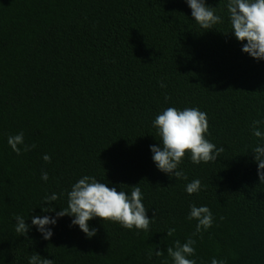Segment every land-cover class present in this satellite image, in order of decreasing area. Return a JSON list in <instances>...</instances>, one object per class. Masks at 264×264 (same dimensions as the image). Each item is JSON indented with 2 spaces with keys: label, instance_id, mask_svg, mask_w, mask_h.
<instances>
[{
  "label": "trees",
  "instance_id": "obj_1",
  "mask_svg": "<svg viewBox=\"0 0 264 264\" xmlns=\"http://www.w3.org/2000/svg\"><path fill=\"white\" fill-rule=\"evenodd\" d=\"M205 3L223 19L208 30L185 0H0V264H28L35 253L54 264H172L167 248L188 238L197 264H264V183L250 127L264 120V61L241 52L227 0ZM167 107L205 112L206 139L225 149L199 165L186 152L187 180L151 160L159 142L151 122ZM19 132L31 150L18 156L7 137ZM85 175L117 191L138 184L149 230L93 218L96 235L86 238L66 215L49 240L35 226L15 232V215L31 225L65 209L61 194ZM193 179L202 190L188 195ZM51 193L59 199L42 202ZM192 203L214 216L196 236Z\"/></svg>",
  "mask_w": 264,
  "mask_h": 264
},
{
  "label": "clouds",
  "instance_id": "obj_2",
  "mask_svg": "<svg viewBox=\"0 0 264 264\" xmlns=\"http://www.w3.org/2000/svg\"><path fill=\"white\" fill-rule=\"evenodd\" d=\"M191 10V17L201 29H212L215 25L223 23L215 8L206 6L205 0H185ZM227 18L230 32L238 42L242 43L241 52L257 61H264V0H227ZM161 88L165 87L160 82ZM152 127L159 137L158 144L149 145L151 160L156 169L169 177L187 180L183 170L179 168L186 152L190 161L199 165L217 160L225 149L217 147L206 139L208 133L207 114L196 107L183 109L167 107L162 109L152 120ZM264 120H256L251 124V134L257 143L251 152L257 165L259 183H264V130L261 126ZM7 144L16 155L21 151H29L30 146L24 144V133L19 132L7 137ZM22 146V147H19ZM45 163L51 162V156L44 154ZM40 179L47 182L49 179L46 171L41 172ZM130 193L124 190L117 191L116 186L109 187L106 183L92 176H82L71 185L70 190L61 195L67 197V207L55 212L54 216L37 215L31 217V225L25 223V218L15 215V232L25 235L31 226L42 239L49 240L53 236L52 229L57 221L64 217H71L70 226L77 227L86 238L96 235V228L89 226V221L99 218L103 222L119 223L121 227L137 231H148L152 218L147 216V209L143 204V193L137 185L130 187ZM202 190L199 179L186 183L184 191L188 195L197 194ZM59 199L56 193H51L42 198V202L51 205ZM42 212H52L51 207L41 208ZM188 220L197 221L193 236L207 231L213 226L214 216L206 205L197 206L189 204ZM174 229L167 233L171 236ZM195 240L188 238L184 243L179 240L172 247L167 248V255L171 257L172 264H197L195 259ZM162 253L155 251V255ZM153 253L149 252L147 258L151 259ZM28 264H54L51 259L41 258L34 254L28 258ZM211 264H226L224 260L213 258Z\"/></svg>",
  "mask_w": 264,
  "mask_h": 264
}]
</instances>
